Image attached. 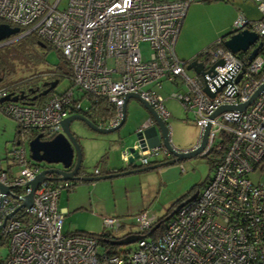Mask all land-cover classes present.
Segmentation results:
<instances>
[{
  "label": "built area",
  "instance_id": "built-area-1",
  "mask_svg": "<svg viewBox=\"0 0 264 264\" xmlns=\"http://www.w3.org/2000/svg\"><path fill=\"white\" fill-rule=\"evenodd\" d=\"M195 1L67 0L58 8L59 0H0L2 22L19 26L21 36L33 34L59 50L70 67L71 82L83 89L78 94L69 86L40 104L0 102V110L17 123L18 141L6 166L0 159V250L6 248L4 255L0 252V264H264V182L249 178L251 172H264V89L244 109L210 117L219 106L246 102L264 83V0H252L259 19L238 14L230 29L254 31L257 41L236 53L224 45L206 48L193 58L203 63L204 73L190 69L191 75L186 68L190 60L176 56L175 43L187 8ZM140 41L149 45L148 59L141 56ZM258 41L261 47L248 60ZM162 80L185 84L184 91H172L169 97L192 113L199 127L197 142L210 123L202 154L209 152L218 132L229 138L211 176L169 218L161 235L145 234L134 249L109 252L95 235L62 233L65 210L57 207V200L62 190H72L75 180L54 179V173H46L48 178L35 186L31 203L15 210L31 191L30 180L47 168L41 169L30 152L27 155L23 143L28 131H33L30 139L38 133L43 140L51 139L60 131V121L79 113L89 97L106 98L114 106L113 115L98 125L114 126L129 92L150 104L166 124V97L156 90L162 89ZM7 93L0 88V97ZM154 123L149 115L135 132ZM167 134L171 143L168 126ZM142 138L132 145L140 166L171 154L163 144L143 146ZM130 156L133 152L123 147L125 165L131 164ZM153 217L141 211L134 219L143 231ZM103 223L114 231L120 227L113 217Z\"/></svg>",
  "mask_w": 264,
  "mask_h": 264
},
{
  "label": "rangeland",
  "instance_id": "rangeland-1",
  "mask_svg": "<svg viewBox=\"0 0 264 264\" xmlns=\"http://www.w3.org/2000/svg\"><path fill=\"white\" fill-rule=\"evenodd\" d=\"M51 2L55 0H50ZM211 0L208 2H213ZM207 2V1H202ZM198 2H192V8ZM67 0H59L58 8H64ZM216 12L206 9L203 19H195L190 24L182 27L176 42L175 50L182 58H192L198 51L213 44L218 36L210 33L211 20L206 16ZM49 44V43H48ZM139 49L143 59L150 55L149 45L146 41H140ZM187 50V54H183ZM0 66L6 67L4 77L0 75V88L16 81L50 71L60 63L58 53L50 44L39 46L30 36L12 35L6 40L0 41ZM112 65L111 61H108ZM193 74L192 70H188ZM39 82V81H38ZM162 89L156 88L164 97L165 107L169 114L165 119L169 128L170 141L174 147L183 150L192 147L199 137V127L193 120L192 113H186L179 100L169 97L172 91L182 92L185 84L177 85L162 80ZM70 79L63 76L53 88L61 92L70 86ZM153 85V84H152ZM151 85V86H152ZM74 93L81 94L83 89L72 85ZM88 106V101H82L83 109ZM149 114L144 105L135 98H129L126 104V116L124 123L116 130L102 133L97 132L80 120L70 123V130L75 135L81 148V169L87 175L94 174L95 168L101 170L100 175L106 174L104 163L106 159H113L118 169H126L121 159L123 147L130 148L136 141L135 130L141 125ZM16 121L0 110V159L3 166L10 161V151L17 140ZM33 131H28L23 146L29 155L28 140ZM221 141V133L218 132L213 140L212 147ZM170 154L166 158L157 157L152 161L164 162L171 159ZM215 153L207 155H194L171 163L162 164L156 168L145 169L137 172L112 176L109 178L93 179L89 181L76 180L72 190H62L57 200L59 209L65 208L62 220V233L74 232L101 233L110 232L116 238H122L130 234H141L134 219L135 215L145 211L148 216H154L152 223L164 215L172 205L183 196H189L192 192L202 187L204 181L212 174L210 160L216 158ZM75 162V155L73 158ZM42 169L44 167H58L59 163L36 162ZM133 168H138L140 162L134 159ZM86 175V176H87ZM99 175V176H100ZM252 182H264V172L254 171L249 173ZM174 208V207H173ZM172 210V209H171ZM170 210V211H171ZM169 211V212H170ZM106 217L115 218L120 227L117 231L104 225ZM136 241L119 244L116 251L134 249ZM6 253V248L0 250Z\"/></svg>",
  "mask_w": 264,
  "mask_h": 264
},
{
  "label": "water",
  "instance_id": "water-1",
  "mask_svg": "<svg viewBox=\"0 0 264 264\" xmlns=\"http://www.w3.org/2000/svg\"><path fill=\"white\" fill-rule=\"evenodd\" d=\"M20 27L19 26H12L7 22H0V41L4 40L5 38H8L12 35L17 34V37H20L22 33H19ZM258 39V34L254 31H250L248 29H243L238 32L233 33L232 30H229L225 34V39L223 40V45L230 50L233 53L239 52V51H246L251 45H253ZM37 44L41 47L45 46V43L42 40L37 41ZM262 41H258L256 46H254L250 53L248 54V60H251L258 52V49L261 47ZM221 60H218V63H221ZM186 68L188 70L192 69L195 73L203 74V63L197 61L196 59L191 60ZM1 80V78H0ZM58 83V79L55 78L53 80L43 81L42 86H46L45 89L42 90V92L38 93L35 96L31 97V100L36 99L37 95L40 94H47L50 90H52ZM262 89H264V83L260 85V87L256 90V92L250 97L249 100H247L244 103L238 104V105H222L219 106L211 115L210 117H214L218 113L224 110H230V109H244L246 105L252 100V98ZM204 90L208 92L210 96L213 95V92H210L209 89L205 86ZM31 92L36 91V89L28 90ZM26 95L24 94V90L19 91L18 93L13 94L12 92H8L6 95L0 97V102L5 100H11V101H20L23 103H32L28 102V100L25 99ZM129 98H135L138 101H140L144 107L147 109L149 114L154 118L155 123L145 127L142 129V131L135 132L136 138H142L141 143L144 146L146 143L147 146L152 147L159 144H163L171 153L173 156L171 159L166 160L164 162L159 163H153L145 166H141L138 168H130V169H124V170H118L115 172L106 173L104 175H98V176H85V175H77V171L79 167L81 166V148L76 140L75 135L70 130V123L77 119L82 122H84L87 126L92 128L93 130L97 132L107 133L114 131L118 129L125 121L126 116V103L129 100ZM121 119L118 122V124L110 127H103L98 126L94 124L92 121H90L85 115L82 113H73L65 118H63L60 121V131L54 135L49 140H43L41 139V133L36 134L33 138H31L28 141V149L30 152V157L34 161H44L46 163H59L61 167H48L41 171H39L33 179L30 180V188L31 191L24 195L22 197V203L15 209L17 210L19 207L28 205L31 203V196H32V190L35 188V186L40 183L42 180L47 179L48 176H46V173H54L56 176H54V179H64V180H79V181H89L93 179H100V178H109L112 176L137 172L145 169H151L156 168L162 164L171 163L174 161L181 160L186 157L194 156V155H203L202 151L207 143V135H208V129L210 123H207V125L204 128V131L201 135V138L199 142H196L191 148H188L186 150H175L168 139L167 134V125L162 120V118L155 112V110L151 107L150 104H148L145 100H143L136 92H129L125 94L124 102L121 107ZM18 143V141H16ZM130 151L133 152V156L129 157V162H132L134 159L138 157V152L134 151L132 147L129 148ZM75 155V162L74 166L71 170H68L67 168L71 165L73 158ZM2 190H6V188L2 187ZM198 193V190H195L192 192L189 196H187L185 199H183L181 202L176 204L174 208L164 217V220H168L183 204H185L187 201L193 199ZM160 224V221L153 224L149 232L154 231L157 226ZM143 234H130L127 236H124L122 238H111L106 239L110 244L112 245H119V244H127L134 242L141 238Z\"/></svg>",
  "mask_w": 264,
  "mask_h": 264
},
{
  "label": "trees",
  "instance_id": "trees-1",
  "mask_svg": "<svg viewBox=\"0 0 264 264\" xmlns=\"http://www.w3.org/2000/svg\"><path fill=\"white\" fill-rule=\"evenodd\" d=\"M199 1H211V0H199ZM3 20L0 19V22H2ZM23 31V30H21ZM17 35V34H15ZM30 36V40L32 39V41H35L37 43V41H39L40 39L38 37H36L33 34H26L23 36ZM11 37V36H10ZM8 37V38H10ZM5 38L4 40L8 39ZM225 39V34L220 36L218 39H216L215 42H213V44L206 46L204 49L198 51L192 58H195L196 56L200 55L202 51H204L206 48L209 47H215L214 45H223V40ZM218 41V42H217ZM45 43V45H49L47 42L43 41ZM217 42V43H216ZM59 59H60V63L55 65L54 68L50 71L44 72L43 74L37 75L35 76V78L31 77V78H27V79H23L22 81H16L13 82L11 84H9L6 88V90L8 92H12L13 94L18 93L21 90H24V94L26 95L25 99L28 100V102H32L34 104H40L43 103L48 96L52 93V92H56L53 89L50 90L47 94H40L36 96V99L31 100V96H28L29 94H31V89H36V91H39L38 93L42 92L44 86H42L43 81H48V80H53L55 78L59 79L63 76L68 77L69 79L71 78V71H70V67L68 65V62L66 61V59L64 58V56L61 54V52L59 50H57ZM186 60V59H183ZM0 63H3V61L0 60ZM6 67H2L0 66V75L1 77H4V75H6L7 72H5L3 69ZM39 81V82H38ZM70 86L73 85V83L70 80ZM80 113H82L83 115H85L90 121H92L94 124L99 125V124H104L109 117H111L114 113V106L106 99L103 97H89L88 100V106L86 108H81V110H79ZM17 131V130H16ZM221 133V141L218 143L217 146H215L214 148L211 147V149L209 150V152H214L215 155L217 156L216 158H213L210 160V169L213 170V164L214 162L219 159L223 153V149L226 146V143L228 141V135L224 132H220ZM17 134V132H16ZM223 138V139H222ZM208 152V153H209ZM203 154V155H207ZM155 163V162H153ZM133 168L130 165L126 166V169H130ZM118 170H123V169H118ZM75 183V181H74ZM188 196V195H187ZM187 196H183L181 199H179L177 202H175L171 208H169V210L162 215L161 217H159L158 219H156L152 224H155L156 222L160 221V224L157 226V228L152 231L149 232L150 227H148L147 229L141 231V234L143 235H147L151 238H156L159 235H161V233H163L164 229L166 228V225L169 221L168 220H164V217L169 213V211L171 209H173V207L178 204L179 202H181L183 199H185ZM74 233H83V232H74ZM92 235H95L98 237L99 240V244L104 246L109 252L110 251H116L115 248L117 245H112L110 244L106 239H111V238H116L114 236H112V234L110 232H101L98 234H93L90 233ZM140 234V233H139Z\"/></svg>",
  "mask_w": 264,
  "mask_h": 264
},
{
  "label": "crops",
  "instance_id": "crops-1",
  "mask_svg": "<svg viewBox=\"0 0 264 264\" xmlns=\"http://www.w3.org/2000/svg\"><path fill=\"white\" fill-rule=\"evenodd\" d=\"M196 2L198 3L194 5L192 8L190 7V5L188 6L187 11L182 21L181 28L177 35V39L182 30V27L183 26L185 27V23L186 25H188L191 22H193V20L195 19H198V18L203 19L204 17L203 13L205 12L206 9L208 10L212 9L213 12L214 11L216 12V14L213 13L212 15H207L206 17L209 20H211V25L209 29L210 33L215 36L217 35L218 38L226 34L231 29L232 23L238 14H243L248 19H259L261 17L260 12L256 6V3L252 0H215L213 2L207 1L206 3L197 0ZM177 39H176V42H177ZM175 46H176V43H175ZM185 51L187 50H184L183 54H187V52ZM175 53L179 59H182V60L185 59V58L180 57L178 53L176 52V50H175ZM186 60L191 61L193 60V58H189ZM149 115L150 114H148L142 122H144L145 119ZM130 163H131L129 164L130 166L135 167L132 165L133 161ZM104 166L106 168L107 173L118 171V168H119L117 163L112 158L109 159V157L106 159ZM81 173L82 175H85V176L87 175L86 172H84L82 169H81ZM101 173H102L101 170H98V174H95L94 172V174L88 175V176H98ZM61 210H65V208H62Z\"/></svg>",
  "mask_w": 264,
  "mask_h": 264
},
{
  "label": "flooded vegetation",
  "instance_id": "flooded-vegetation-1",
  "mask_svg": "<svg viewBox=\"0 0 264 264\" xmlns=\"http://www.w3.org/2000/svg\"><path fill=\"white\" fill-rule=\"evenodd\" d=\"M46 81V80H45ZM43 88H46V86H44ZM37 92H39V91H34V92H31V94H29L28 96H35L36 94H37ZM73 166H74V163L72 162L71 163V165L67 168L68 170H71L72 168H73ZM58 167H61V165H59ZM77 175H81V166L79 167V169H78V171H77V173H76Z\"/></svg>",
  "mask_w": 264,
  "mask_h": 264
},
{
  "label": "clouds",
  "instance_id": "clouds-1",
  "mask_svg": "<svg viewBox=\"0 0 264 264\" xmlns=\"http://www.w3.org/2000/svg\"><path fill=\"white\" fill-rule=\"evenodd\" d=\"M20 33V32H19ZM80 113V112H79ZM191 148V147H190ZM188 149V148H187ZM180 150V149H179ZM183 150H186V149H183ZM155 163H157V162H155ZM151 164H153V163H151ZM198 190V189H197Z\"/></svg>",
  "mask_w": 264,
  "mask_h": 264
},
{
  "label": "bare ground",
  "instance_id": "bare-ground-1",
  "mask_svg": "<svg viewBox=\"0 0 264 264\" xmlns=\"http://www.w3.org/2000/svg\"><path fill=\"white\" fill-rule=\"evenodd\" d=\"M136 140H137V139H136ZM172 147H173V148H176V147H174L173 145H172ZM176 149H177V148H176Z\"/></svg>",
  "mask_w": 264,
  "mask_h": 264
}]
</instances>
